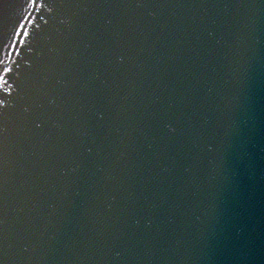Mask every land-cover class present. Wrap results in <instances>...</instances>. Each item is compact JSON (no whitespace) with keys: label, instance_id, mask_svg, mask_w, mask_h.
I'll list each match as a JSON object with an SVG mask.
<instances>
[{"label":"water","instance_id":"water-1","mask_svg":"<svg viewBox=\"0 0 264 264\" xmlns=\"http://www.w3.org/2000/svg\"><path fill=\"white\" fill-rule=\"evenodd\" d=\"M0 264H264V0H0Z\"/></svg>","mask_w":264,"mask_h":264},{"label":"snow or ice","instance_id":"snow-or-ice-1","mask_svg":"<svg viewBox=\"0 0 264 264\" xmlns=\"http://www.w3.org/2000/svg\"><path fill=\"white\" fill-rule=\"evenodd\" d=\"M36 0H32V3L35 4Z\"/></svg>","mask_w":264,"mask_h":264}]
</instances>
